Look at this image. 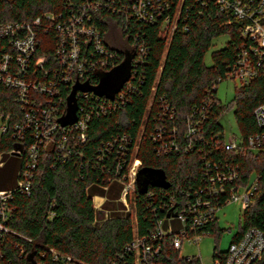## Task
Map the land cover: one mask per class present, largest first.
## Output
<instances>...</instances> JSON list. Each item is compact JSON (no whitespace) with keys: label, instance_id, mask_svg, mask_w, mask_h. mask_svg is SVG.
I'll list each match as a JSON object with an SVG mask.
<instances>
[{"label":"trees","instance_id":"16d2710c","mask_svg":"<svg viewBox=\"0 0 264 264\" xmlns=\"http://www.w3.org/2000/svg\"><path fill=\"white\" fill-rule=\"evenodd\" d=\"M179 1L169 0L167 13L172 19ZM208 3L186 0L189 12L185 6L174 33L164 34V17L153 23L138 21L120 12L122 0H0V24H32L41 19L33 27L36 57H45L47 65L58 64L57 25L83 4L89 5L91 25L99 31L103 46L114 54L109 70L92 73L90 83L97 85L100 74L121 64L127 52L135 57L132 78L114 102L79 96V114L90 116L87 139L74 143L69 136L62 151L58 145L65 135L60 130L53 143L41 147L30 193L18 189V183L20 173L27 170L34 139L29 131L19 136L14 128L28 109L18 103V91L0 81V123L7 127V132L0 133V158L10 164L8 174L7 164L0 167V191L13 192L7 202L11 212L0 241V264H61L54 260L53 252L70 258L73 264H135L128 249L135 238L151 237L161 220L168 228L171 209L179 211L189 196L206 186L207 174L214 171L206 168L207 163L238 168L239 185L253 172L264 171V151L224 150L226 130L219 121L227 108L218 99L217 88L234 71L240 47L246 42L241 35L245 23L222 13L211 0ZM45 14L54 15V21ZM111 24L120 26L129 49L108 42ZM222 35L230 39L223 49L213 51L212 65L207 66L206 54ZM36 77L43 73L38 70ZM70 92L63 87L60 107L64 111ZM34 99L40 103L48 98L32 92ZM262 104L264 70L260 68L249 84L241 83L233 100L239 138L246 146L249 137L260 132L254 111ZM172 141L179 150L169 145L165 152L164 143ZM134 158L141 161L134 187L135 217L124 203L120 211L96 209L93 198L107 193L104 190L113 184L127 181L123 178ZM150 172L161 173L168 188L158 185ZM126 199L129 203V194ZM227 204L224 197L218 205ZM240 224L230 245L249 228L264 229V188H259L251 207L243 210ZM196 231L192 236L216 234L220 238L223 232L218 218L204 232ZM173 240V235L165 238L156 264H201L200 257H182ZM225 252L216 247L213 259Z\"/></svg>","mask_w":264,"mask_h":264},{"label":"built area","instance_id":"2783aa9c","mask_svg":"<svg viewBox=\"0 0 264 264\" xmlns=\"http://www.w3.org/2000/svg\"><path fill=\"white\" fill-rule=\"evenodd\" d=\"M194 1L202 3L204 6L209 4L208 0ZM211 1L219 7L222 13H230L232 17L245 23L241 35L246 42L241 45L234 71L228 78H237L241 83L249 84L260 68L264 70V0ZM122 2L120 12L122 11L138 21L153 23L160 17H164L162 30L164 34L174 33L186 6V0H180L173 16L174 19H172L167 13L170 9L169 0H122ZM88 7V4H83L66 21H61L57 25L59 33L56 50L58 64L54 63L52 66L47 65L45 57H36L37 34L33 27L41 23L40 18L32 24L25 22L0 24V81L8 87L16 89L18 103L28 109L23 121L15 125L16 132L19 136H24L29 131L34 139V143L29 149L27 170L20 173L18 189L23 192L30 193L32 170L37 166L39 150L41 147L53 143L55 134L61 130L62 135H65L63 141L58 145L62 151L66 148L69 136H72L71 140L74 143L84 142L87 139L90 120L88 114L81 116L78 112L77 123L68 127H62L59 119L66 114L67 110V106L65 111L60 107L64 101L63 87L72 91L73 86L77 83L95 85L90 83L91 74L95 71L109 70V59L114 57V54L103 46L99 31L91 25V16L87 12ZM186 12H189L188 5ZM44 17L52 21L55 19L51 14H45ZM90 46L95 51L94 53ZM97 54L100 58L98 56L96 58ZM38 70L43 73V77H36ZM32 92L48 99L40 103L37 99L31 100ZM80 95H84L85 98L89 95L96 97L92 93L79 92L78 98ZM210 104L211 102H209ZM254 119L260 132L249 137L247 146L240 138L233 137L229 141L226 140L224 144L226 152L243 151L244 148L246 151L252 150L256 154L264 151V104L255 109ZM5 132H7V127L0 123V133ZM172 132L175 133V131ZM190 133L194 134L193 127L190 129ZM169 145H174L175 151L179 150L176 143L172 141L170 144L164 143L163 150L165 152ZM140 168L141 161L134 158L130 163L128 174L123 178L127 180L123 189L124 198L134 191ZM206 168H214V171L211 170L205 178L206 186L189 196L190 199L186 206L179 211L175 207L171 209L170 212H173V216L167 218L168 228H164V222L161 220L157 222L155 232L151 234V237L135 238L128 248L134 254L135 264H156V258L164 249L162 243L169 235L174 236L173 247L177 250H181L186 241L191 244L199 243L202 236H192V232L196 233L197 228L204 232V229L214 221V218H217V211L223 208L218 204L224 197L227 198L228 204L240 202L243 210H246L254 203L259 188H264V171L262 173L253 172L245 183L239 185L237 183L240 180L241 171L238 168L234 169L229 164L214 166L211 163H207ZM12 193V191H0V219L2 220L0 221V241L3 240V232L7 231L5 223L11 212L7 202L12 197ZM176 219L180 221L181 228L175 232L172 221ZM53 253L56 262L73 264L70 258L56 252ZM0 257H2L1 254ZM255 262L264 264V229L252 227L233 242L227 252L220 254L210 264H253ZM201 264H204L202 260Z\"/></svg>","mask_w":264,"mask_h":264},{"label":"rangeland","instance_id":"374dc122","mask_svg":"<svg viewBox=\"0 0 264 264\" xmlns=\"http://www.w3.org/2000/svg\"><path fill=\"white\" fill-rule=\"evenodd\" d=\"M108 42L120 49H129L127 42L124 38L122 29L117 24H111V29L108 35ZM228 35H222L218 38L214 39L213 46L210 48L205 57V63L207 66L212 65V53L213 51L223 49L227 42L229 41ZM241 87L240 79H232L231 77L225 79L224 81L218 84L217 88V97L221 101V103L227 108L225 113L220 118V124L226 130V140H230L233 137L239 139V130L236 123V118L234 114V106L233 100L235 99L237 90ZM7 164L6 173L10 169V164L5 162L0 158V167ZM6 174V175H7ZM123 187L126 186V183H122ZM134 195L135 192L131 191L130 193V202L126 204V197L123 195L124 205H127V210H131V213L135 217V208H134ZM122 201V200H121ZM95 208H100L97 201L95 200ZM118 208H123L122 202L117 204ZM243 207L240 202H230L223 208L219 209L216 213V217L218 218V227L222 229L223 232L220 238H217L216 234H206L201 237V241L199 243H189L184 242L182 249L180 250L182 257H200L204 264H210L213 260L214 249L216 247L221 251H228L230 247L231 240L233 236L238 233L241 229L240 219L243 214ZM175 230L180 229L179 220H175L172 222Z\"/></svg>","mask_w":264,"mask_h":264},{"label":"water","instance_id":"95a60500","mask_svg":"<svg viewBox=\"0 0 264 264\" xmlns=\"http://www.w3.org/2000/svg\"><path fill=\"white\" fill-rule=\"evenodd\" d=\"M134 56L130 52L125 54V59L121 64L113 68L111 71L100 74V79L97 85L75 84L70 95L67 98L66 114L59 119L62 127L73 126L78 121V93H92L99 98H106L114 101L115 97L123 90L125 85L131 80L134 70ZM19 155V153H18ZM154 176L155 181H158L161 186L168 188V184L163 182L162 174L159 172H150ZM32 259V256H31Z\"/></svg>","mask_w":264,"mask_h":264},{"label":"crops","instance_id":"0c3cea01","mask_svg":"<svg viewBox=\"0 0 264 264\" xmlns=\"http://www.w3.org/2000/svg\"><path fill=\"white\" fill-rule=\"evenodd\" d=\"M107 193H97L93 198L97 201L100 208L98 210L120 211L117 204L123 202V184L121 182L112 185L110 190H104ZM122 200V201H121Z\"/></svg>","mask_w":264,"mask_h":264}]
</instances>
